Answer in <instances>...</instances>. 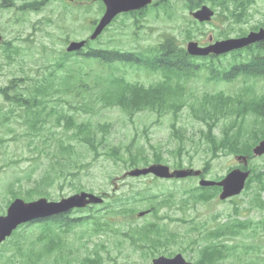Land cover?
I'll use <instances>...</instances> for the list:
<instances>
[{
    "label": "rangeland",
    "instance_id": "1",
    "mask_svg": "<svg viewBox=\"0 0 264 264\" xmlns=\"http://www.w3.org/2000/svg\"><path fill=\"white\" fill-rule=\"evenodd\" d=\"M37 1L0 0V34L5 43L0 48V87L8 86L13 79H21L19 90L26 92L33 87L37 79L42 76H52L55 69L56 77L64 76L70 68L78 72L81 69L101 72L95 60L86 61L83 67L71 66L68 63L65 68L59 69L56 64L61 56L65 57L67 54L65 51L70 42L89 40L95 27L93 22L98 21L104 12L101 4L94 0H50L40 11L32 9L22 11L18 8ZM176 6L173 14L162 13L157 16L155 12H150L140 18L139 25L135 24L132 17L122 14L113 21L99 40L91 43L92 47H115L122 50L137 49L139 46L140 48L155 47L168 34H172L178 38L179 44L186 48L185 30L192 25L189 19L193 17L180 4ZM207 6H210V3ZM253 10L254 17L243 24V27L249 28L264 21V0H256ZM216 20L212 24L205 23L198 30L200 32L193 31L196 35L194 40L202 45L207 44L211 38L216 39L220 29L229 28L228 22L224 20L216 22ZM106 72L108 69L104 68L102 73ZM119 73L123 74L128 82L139 83L146 87L163 77L161 72L152 73L142 67H127ZM185 84L195 96L200 98L205 93L219 91L235 94L244 87L242 79L234 83H214L205 77L192 78ZM257 85L259 91L264 90V79H258ZM60 105L64 110L57 111L76 116L78 122H91L97 128L100 125H109L105 130L99 129L97 132L99 141L104 140L100 155L97 156L93 150L89 149L87 143L71 137L72 131L66 133L65 122L57 125V119L54 117L46 119L41 129L32 130L26 122L25 110L15 108L0 94V216L7 212L9 205L6 207V203L11 199V193L24 195L37 186L36 182L41 177L44 179L41 183L42 189L49 192V197L34 195L35 198L32 201L45 198L51 202H59L63 198L81 192L113 198L115 192L129 194V192L147 190L149 199L150 196H157L156 202H158L169 197L170 202L162 205L155 204L152 208L150 203L138 197L139 203L134 205L136 212L127 213V217L123 215L111 217L112 221L121 228L119 237H115L113 233H110L109 238L105 234L93 236L91 230L94 226L91 221L87 222L88 225L74 226L69 233L60 234L63 237L62 244L64 240V249L54 252L47 264H79L82 258L96 248L106 256V251L102 249L100 243L108 245L113 250L112 255L115 258V263L106 261L105 264H153L155 258L160 256L170 258L177 254H182L188 262L195 264L201 243L200 241L193 243V240L199 238L201 225L208 228V231L219 222H227L231 217L243 221L264 220V209H255L250 205L257 193L260 198L263 194L256 182L233 201L224 202L218 197L210 201H194L188 194L190 191L187 190L199 186V179L166 181L152 175L137 178L125 177L129 171L147 166L131 167L129 154L117 153L118 158L110 154L111 148H127L132 139L137 136L139 147L145 146L147 151L138 148L135 153H144L150 165L154 164V155L157 154L158 157L163 158L162 164H167L173 169H177L182 162L185 168L193 165L192 168L202 170L205 167V161L211 157V153H207L199 143V131L204 130L205 125L195 117L190 105L182 109L177 119L169 113L158 123H156L157 115L150 112L139 113L131 118L122 113L119 107L100 110V106L95 105L91 109L84 110L70 108L66 103ZM173 122H177L178 127L183 128L186 133V149L183 151L178 149L180 143L173 137ZM149 126H152L151 140L147 141L144 130ZM216 134L221 135V128L216 130ZM58 140L64 142L66 146L71 143L75 151L72 152L69 148L63 149ZM150 145L158 150L153 151ZM63 152L65 156H62ZM211 163L212 168L207 179L223 177L229 169L239 165L235 156L225 154L219 158H212ZM260 166L261 159L255 158L252 161V169L258 171ZM61 173L63 175L60 178L57 177ZM60 184L63 186L61 187ZM113 200L110 199L108 202L112 203ZM235 205L243 209L242 214L234 213ZM96 210H99L98 212L102 215L109 213L105 204ZM144 211H148V215L140 218L138 215ZM89 214L90 212L86 210L83 213H74L72 217H84ZM128 218L132 219L133 223ZM152 223L156 225L152 226ZM129 225H131L130 229L134 230L137 226H146L148 233L140 230L139 237L146 236L150 242L156 239L162 241L148 248H144V245L134 247L130 242V235L127 239L121 236L122 233L129 232ZM41 231V224L36 223L27 224L19 229L16 234L21 235L23 249L42 247L44 244L38 241ZM16 234L0 247V264H18V261L20 264H28L12 250V240ZM246 234L249 240L257 237L254 243L260 244L257 242L259 239L264 241V232L260 229H256L255 232L249 229ZM117 238L124 240L122 254L115 249ZM262 249L264 250V245ZM261 257H264V253ZM256 259V257H250L247 260L253 262ZM221 264H237V262L234 258H229Z\"/></svg>",
    "mask_w": 264,
    "mask_h": 264
},
{
    "label": "trees",
    "instance_id": "2",
    "mask_svg": "<svg viewBox=\"0 0 264 264\" xmlns=\"http://www.w3.org/2000/svg\"><path fill=\"white\" fill-rule=\"evenodd\" d=\"M208 1L214 7L221 9L220 17L225 18L228 22L229 29L223 35L224 37H228L231 32H234L237 36L247 33V29L239 26L246 21V12L244 10V6L248 5L246 0ZM49 2L50 0H38L36 3H32L33 5L27 4L19 7V9L22 11L27 9L40 11ZM203 3L204 0H192L189 7L193 10ZM172 6L173 4L170 0H166L163 4V8L166 11L172 9ZM195 24L197 22H194ZM253 29H257V27ZM194 30L197 29L192 30L189 27L185 30L186 40H191L195 37ZM89 48L86 53L81 51L60 57L56 63L57 67L59 69L65 68L68 63L71 66L78 65L83 67L87 63L86 61L95 60L101 72H91L84 69L78 72L70 68L64 76L56 77L55 69L52 72V76H42V78L37 79L33 87L27 89L26 92L19 90L22 80L13 79L8 86L0 87V94L4 96L5 101L12 104L15 108L25 110L26 122L32 130L41 129V125L43 126L46 119L54 117L57 119V125L64 121L66 133L72 131L71 137L87 143L89 149L93 150L97 156L100 155V149L104 144V140L99 141L97 132L99 129L105 130L109 125H100L97 128L91 122H78L76 116H69L64 111H57L64 110L60 104L66 103L70 108H82L84 110L91 109L95 105H99L100 110L119 107L122 113L124 112L131 118L139 113L150 112L157 115L156 123L160 122L161 118L169 113H172L177 119L179 113L183 111L182 109L190 105L195 117L205 125V129L199 131V143L207 153H211V157L205 161L202 177H207L211 171L212 158H219L223 154L245 155L249 156L250 160L253 159L252 150L259 140L264 137V90L259 91L257 85L258 79H264V42L242 51L234 52L224 61H219L215 57L199 60L189 56L186 49L178 43V39L172 34H168L155 51L151 50V52L143 54L142 57L122 54L115 52V50ZM9 50L11 51V49ZM123 62H128L126 64L129 65L117 66ZM139 64H145L146 68L153 73L161 72L163 77L158 82L146 87L139 83L128 82L124 75L119 73L120 70L126 67ZM104 68H107L108 72L102 73ZM199 77H205L208 81L214 83H234L242 79L244 87L235 94L219 91L216 93H205L200 98L195 96L185 84L186 81ZM260 120L261 124L263 123L261 128L258 126L260 125ZM151 127H146L144 130V136H146L147 141L151 140ZM218 128H221V135L216 134ZM172 134L180 143L178 149L180 151L186 149V133L183 128L178 127L177 122L172 123ZM58 142L63 149L69 148L72 152L75 151V147L71 143L66 146L61 140H58ZM150 147L153 151L158 150L155 146L150 145ZM138 148L147 151L145 146L139 147L137 136H135L130 146L127 148L113 147L110 149V154L117 158V153L129 154L131 167L150 165L144 153H135ZM61 154L65 156V152ZM153 162L163 163L164 160L156 154ZM190 167H193V165H190ZM178 168H183L182 162L178 165ZM61 175L63 174L61 173L57 177L60 178ZM70 175L72 176V173ZM73 175L76 176V174ZM252 176L248 182V189L254 182H258L259 172L256 170L252 171ZM221 178V176H217L214 180H220ZM43 182L44 179L41 177L36 182L37 186L28 190L24 195L16 192L11 193V199L7 201L6 207L17 198L30 202L34 200V195L49 197V192L42 189L43 185L41 183ZM70 183L72 185V182ZM63 184H60V186L62 187ZM219 190L220 188L217 187H192L187 191H190L188 194L194 201H210L216 198ZM33 192H36V194H33ZM138 197L142 198L144 202L150 203L151 206L170 202L169 197L163 198L158 202H156L157 196H150L149 199L147 190L129 192V194L123 192L116 194L115 192V195L111 198L114 199L113 202L105 204L109 212L107 215L91 210L93 213L89 216L72 218L70 214L73 215L74 213L85 211L78 210L66 215L37 221L35 223L42 226L38 241L44 245L39 249H31L29 247L25 250L23 249V242L20 240L21 235L17 233L12 240V250L18 252L20 259L28 264H47L49 257L54 252L63 251L64 240L62 244L63 237L61 235L69 233L74 226L88 225L87 222L91 221L94 226V229L91 230L93 236L102 234L108 236L109 232H120L121 229H118V231L115 229V223L111 221V217L117 215L126 216L129 212H136L134 205L139 203ZM259 197L257 193L255 198L251 200L250 205L252 208L264 209ZM242 210L238 205H235L234 213L236 215L242 214ZM128 220L133 223L132 219L128 218ZM155 225V223H152V226ZM130 226L128 228L130 233L124 236L128 238L130 235V242L133 243L134 247L135 245L139 247L144 245V248H148L162 241L156 239L150 242V239L146 236L139 237L138 233L140 230H145L148 233L146 226L137 227L135 230L130 229ZM213 227L208 231V228L202 225L199 227V238L193 240V243H198L199 241L201 243L195 264H221L229 258H234L237 264H264V257H261V254L264 253L262 249L264 241L259 239L257 242L260 244L254 243L257 237L255 236L253 240H249L246 234L249 229H253L254 232L256 229H260L264 232V220L255 222L247 219L243 221L236 217H231L227 222H219L217 226ZM105 242L108 244L107 240ZM123 242L124 240H118L115 243V249L119 254L123 252ZM231 242H234V244H231ZM100 246L106 251V256L96 248L92 253H88L86 257L82 258L79 264H105L106 261L115 263V258L112 255L113 250L108 245H102V243H100ZM250 257H256L257 259L249 262L247 259Z\"/></svg>",
    "mask_w": 264,
    "mask_h": 264
},
{
    "label": "water",
    "instance_id": "3",
    "mask_svg": "<svg viewBox=\"0 0 264 264\" xmlns=\"http://www.w3.org/2000/svg\"><path fill=\"white\" fill-rule=\"evenodd\" d=\"M104 2L106 10L102 16L98 26L96 27L91 40H95L102 34L105 28L111 24L114 18L123 12L136 11L149 5L152 0H96ZM200 22H208L212 20L214 11L203 6L202 9L193 14ZM2 38L0 36V43ZM264 41V29L258 32H252L243 38H231L224 41H218L206 47H202L198 42L191 41L187 45V51L191 56H209L223 55L234 50L243 49L251 44ZM86 41L72 42L68 47V52L81 50ZM264 154V141L254 148V155L260 156ZM240 163L248 164V158L238 156ZM200 170L192 168L171 170L167 165L153 164L144 168H135L126 175L131 177H140L146 175H154L161 179H185L188 177H198L201 175ZM250 176L249 171L235 169L228 173L221 181H212L202 179L201 187L218 186L222 188L220 194L221 200H227L240 195L246 186V182ZM103 199L95 194L81 192L80 194L64 198L59 202H50L45 198L33 202H25L21 199L15 200L7 210L5 216L0 217V244L3 243L13 232L20 226L29 222L50 218L53 216L67 213L73 209H82L89 205L102 204ZM141 213L140 216H143ZM153 264H193L188 262L183 255L177 254L175 257L168 258L160 256L153 260Z\"/></svg>",
    "mask_w": 264,
    "mask_h": 264
},
{
    "label": "flooded vegetation",
    "instance_id": "4",
    "mask_svg": "<svg viewBox=\"0 0 264 264\" xmlns=\"http://www.w3.org/2000/svg\"><path fill=\"white\" fill-rule=\"evenodd\" d=\"M159 1H161V0H159ZM158 2L157 3H153V5L154 4H158ZM252 2L255 3L256 0H252ZM145 11H146V9L143 10V11H138V13H143ZM259 159H261V166L259 167V179H258V181H259V183L261 185H263L264 184V155L259 157ZM262 192H263V194H262L261 199H262V201H264V191H262Z\"/></svg>",
    "mask_w": 264,
    "mask_h": 264
}]
</instances>
